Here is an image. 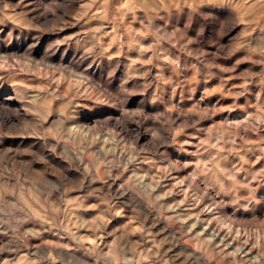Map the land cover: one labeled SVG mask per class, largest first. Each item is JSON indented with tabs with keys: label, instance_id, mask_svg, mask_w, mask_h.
<instances>
[{
	"label": "rangeland",
	"instance_id": "1",
	"mask_svg": "<svg viewBox=\"0 0 264 264\" xmlns=\"http://www.w3.org/2000/svg\"><path fill=\"white\" fill-rule=\"evenodd\" d=\"M0 264H264V0H0Z\"/></svg>",
	"mask_w": 264,
	"mask_h": 264
}]
</instances>
